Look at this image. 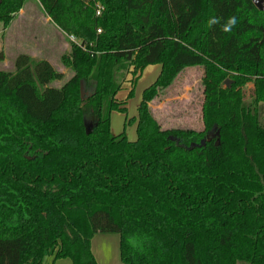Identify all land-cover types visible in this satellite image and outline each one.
<instances>
[{"label":"trees","instance_id":"trees-1","mask_svg":"<svg viewBox=\"0 0 264 264\" xmlns=\"http://www.w3.org/2000/svg\"><path fill=\"white\" fill-rule=\"evenodd\" d=\"M36 1L76 42L59 57L70 72L59 86L50 83L63 73L46 59L17 53L12 70L0 69V264L45 254L96 264L95 233L118 235L124 264H264V9ZM23 3L0 0L3 28ZM149 65L159 71L141 90L135 139L113 135L125 74L135 80ZM192 66L202 70L201 127H163L149 103ZM248 81L245 100L238 88Z\"/></svg>","mask_w":264,"mask_h":264},{"label":"rangeland","instance_id":"rangeland-1","mask_svg":"<svg viewBox=\"0 0 264 264\" xmlns=\"http://www.w3.org/2000/svg\"><path fill=\"white\" fill-rule=\"evenodd\" d=\"M0 23V69L12 70V60L17 53L33 56L34 60L45 58L50 60L55 69L62 70L63 77L50 83L59 86L70 72L64 69L60 63V55L68 50V38L57 31V28L49 21L38 1L24 0L19 11L13 15L3 30ZM8 42V48L3 43ZM70 41V40H69ZM159 71V67H145L132 84L130 96L127 95L128 87L134 79V75L127 72L122 80L124 85L117 91V100L126 98L125 112L111 111L109 114V128L113 135L120 133L131 141L135 139L136 105L140 98L141 90L149 85ZM201 76L202 70L198 66L183 68L165 89L159 91L156 97L150 101L149 106L154 118L160 122L165 119L171 127H201L199 117V105L201 102ZM229 79H225L230 81ZM121 83V85H122ZM120 85V86H121ZM252 83L240 85V93L245 97L251 92ZM258 119L264 127V103L256 105ZM164 125V126H165ZM112 234V233H110ZM116 234V233H115Z\"/></svg>","mask_w":264,"mask_h":264},{"label":"crops","instance_id":"crops-1","mask_svg":"<svg viewBox=\"0 0 264 264\" xmlns=\"http://www.w3.org/2000/svg\"><path fill=\"white\" fill-rule=\"evenodd\" d=\"M3 29L4 28H2L1 30H3ZM57 31L59 32V34L62 33L58 29H57ZM67 38H68V40H70L69 37H67ZM3 47L6 48V49L8 48V42L7 41H5L3 43ZM63 52H62V54H64ZM31 58L33 59L34 57L32 56ZM41 59H45V58H41ZM46 60L50 63V60H48V59H46ZM149 66H153V65H149ZM146 67H148V66H146ZM154 67L157 68L159 66L158 65H154ZM56 70L62 72V70H60V69H56ZM134 81H132V82H134ZM124 83H122L120 88L124 85ZM130 88H131V91H132L133 87H132L131 84L127 88L128 91L130 90ZM116 94H115V98H117ZM118 101L123 102V107L125 108L126 98L124 97L123 99H120ZM156 120H158V119H156ZM166 123H168V122L165 119H163L160 122V124L163 127H171V125L170 126L169 125L168 126L165 125ZM89 249H90V252H91V254L93 256V259H94L96 264H124L119 258V253H118V235L115 234V233H112V234H110V233H95V234H93L92 237L90 238V241H89ZM40 264H70V260L68 258H59V259L52 260V256L51 255L45 254L41 258Z\"/></svg>","mask_w":264,"mask_h":264},{"label":"water","instance_id":"water-1","mask_svg":"<svg viewBox=\"0 0 264 264\" xmlns=\"http://www.w3.org/2000/svg\"><path fill=\"white\" fill-rule=\"evenodd\" d=\"M253 6L257 9L262 11L264 9V0H251ZM230 81L224 80V85L228 86ZM84 131L87 133L89 131V124L84 122Z\"/></svg>","mask_w":264,"mask_h":264},{"label":"built area","instance_id":"built-area-1","mask_svg":"<svg viewBox=\"0 0 264 264\" xmlns=\"http://www.w3.org/2000/svg\"><path fill=\"white\" fill-rule=\"evenodd\" d=\"M99 9H100V7L97 5V6H96L95 15H97V14L99 13ZM96 32H99V30H96ZM69 39H70V41H72V42H76L75 39H74L72 36H69Z\"/></svg>","mask_w":264,"mask_h":264},{"label":"clouds","instance_id":"clouds-1","mask_svg":"<svg viewBox=\"0 0 264 264\" xmlns=\"http://www.w3.org/2000/svg\"><path fill=\"white\" fill-rule=\"evenodd\" d=\"M235 21L233 20L232 23H234Z\"/></svg>","mask_w":264,"mask_h":264}]
</instances>
